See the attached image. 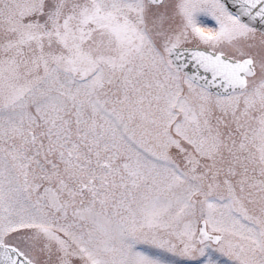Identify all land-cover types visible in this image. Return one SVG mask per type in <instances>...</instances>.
I'll list each match as a JSON object with an SVG mask.
<instances>
[{
  "label": "snow or ice",
  "instance_id": "snow-or-ice-1",
  "mask_svg": "<svg viewBox=\"0 0 264 264\" xmlns=\"http://www.w3.org/2000/svg\"><path fill=\"white\" fill-rule=\"evenodd\" d=\"M0 264H264V0H0Z\"/></svg>",
  "mask_w": 264,
  "mask_h": 264
}]
</instances>
